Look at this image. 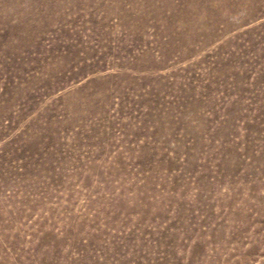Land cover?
Wrapping results in <instances>:
<instances>
[{
	"label": "rangeland",
	"instance_id": "374dc122",
	"mask_svg": "<svg viewBox=\"0 0 264 264\" xmlns=\"http://www.w3.org/2000/svg\"><path fill=\"white\" fill-rule=\"evenodd\" d=\"M0 264H264V0H0Z\"/></svg>",
	"mask_w": 264,
	"mask_h": 264
}]
</instances>
